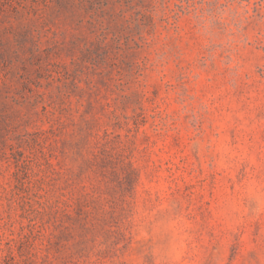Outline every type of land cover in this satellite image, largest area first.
<instances>
[{
  "label": "rangeland",
  "instance_id": "rangeland-1",
  "mask_svg": "<svg viewBox=\"0 0 264 264\" xmlns=\"http://www.w3.org/2000/svg\"><path fill=\"white\" fill-rule=\"evenodd\" d=\"M0 264H264V0H0Z\"/></svg>",
  "mask_w": 264,
  "mask_h": 264
}]
</instances>
